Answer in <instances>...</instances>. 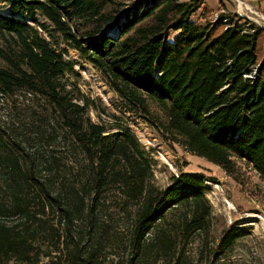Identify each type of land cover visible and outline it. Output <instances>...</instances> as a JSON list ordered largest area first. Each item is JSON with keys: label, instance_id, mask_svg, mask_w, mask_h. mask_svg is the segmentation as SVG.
<instances>
[{"label": "trees", "instance_id": "trees-1", "mask_svg": "<svg viewBox=\"0 0 264 264\" xmlns=\"http://www.w3.org/2000/svg\"><path fill=\"white\" fill-rule=\"evenodd\" d=\"M126 4L0 0V264H186L208 225L202 177L158 187L152 150L92 120L67 47L124 110L150 121L153 102L188 150L264 179V28L193 19L205 0ZM245 234L230 227L219 247Z\"/></svg>", "mask_w": 264, "mask_h": 264}, {"label": "rangeland", "instance_id": "rangeland-1", "mask_svg": "<svg viewBox=\"0 0 264 264\" xmlns=\"http://www.w3.org/2000/svg\"><path fill=\"white\" fill-rule=\"evenodd\" d=\"M133 0H127L128 5ZM135 1V0H134ZM249 7V13L240 10L234 0H205L210 13L198 10L193 19L210 22L216 14L239 18L247 32L252 28H264V0H241ZM238 8V9H237ZM256 11L257 14H253ZM0 13L8 9L0 5ZM249 14V15H248ZM42 20V19H40ZM43 23H48L42 20ZM62 46L61 43H59ZM66 55L75 62V73L65 77L95 101L97 110H91L93 121L117 130L127 128L135 134L146 150H152L157 160L154 183L167 186L172 176L181 173L197 174L204 181V194L210 206L208 225L186 247V264H264V179L244 161H237V170L230 174L222 166L198 156L186 148L180 136L167 130V116L153 102H149L152 119L145 120L139 114L128 112L120 106V99L109 89L102 75L91 64L82 62L75 49L66 48ZM7 107L0 105L4 117ZM26 120V119H25ZM23 130L19 136L25 135ZM18 133V132H16ZM241 227L246 234L234 240L228 247L220 248L224 230ZM2 264H18L10 261Z\"/></svg>", "mask_w": 264, "mask_h": 264}, {"label": "built area", "instance_id": "built-area-1", "mask_svg": "<svg viewBox=\"0 0 264 264\" xmlns=\"http://www.w3.org/2000/svg\"><path fill=\"white\" fill-rule=\"evenodd\" d=\"M228 16L227 15H225V16H223V14H216L214 17H213V20H212V22H217V21H219V20H221V21H223V22H228ZM255 73H256V68L251 72V74H246L245 75V77H250V78H252L254 75H255Z\"/></svg>", "mask_w": 264, "mask_h": 264}, {"label": "bare ground", "instance_id": "bare-ground-1", "mask_svg": "<svg viewBox=\"0 0 264 264\" xmlns=\"http://www.w3.org/2000/svg\"><path fill=\"white\" fill-rule=\"evenodd\" d=\"M234 1H236V3H237V5H238V8L240 9V10H244V11H246V12H250V11H252L249 7H247L245 4H244V2L243 1H241V0H234ZM237 8V9H238ZM249 9H250V11H249ZM253 14H257V12L256 11H253ZM249 15V14H248ZM263 19H264V17H263Z\"/></svg>", "mask_w": 264, "mask_h": 264}, {"label": "crops", "instance_id": "crops-1", "mask_svg": "<svg viewBox=\"0 0 264 264\" xmlns=\"http://www.w3.org/2000/svg\"><path fill=\"white\" fill-rule=\"evenodd\" d=\"M262 5H264V2L262 3Z\"/></svg>", "mask_w": 264, "mask_h": 264}]
</instances>
